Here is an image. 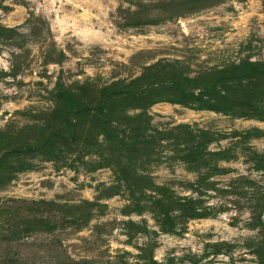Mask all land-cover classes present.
<instances>
[{
  "label": "rangeland",
  "instance_id": "1",
  "mask_svg": "<svg viewBox=\"0 0 264 264\" xmlns=\"http://www.w3.org/2000/svg\"><path fill=\"white\" fill-rule=\"evenodd\" d=\"M247 61L264 0H0V264H264V119L171 85Z\"/></svg>",
  "mask_w": 264,
  "mask_h": 264
},
{
  "label": "trees",
  "instance_id": "2",
  "mask_svg": "<svg viewBox=\"0 0 264 264\" xmlns=\"http://www.w3.org/2000/svg\"><path fill=\"white\" fill-rule=\"evenodd\" d=\"M232 80V81H231ZM234 80V81H233ZM264 80V62L256 61V62H243L239 66L224 69L223 71H220L217 75L212 76L206 83L203 90H200L199 94L195 96L194 94L187 93L183 90V81L184 78L181 79V82L178 80L172 78L171 79V85L172 89L175 92L176 95L179 96V98H175L173 101L183 102L187 105L194 103V101H197L199 99L200 95H212V94H219L221 101L222 100H228L230 101V98L221 94L218 89H216L217 85L222 84L223 86L229 82H236L235 85H232L231 91L237 90L240 94L244 95H250L251 97L248 99L250 103H248L247 107H240V111L243 109V115L245 116H252L255 115L259 118L264 119V109L262 103L264 102V90H259L258 87L261 83V81ZM185 81H191L188 79H185ZM123 88H112V89H105L102 90V94H105L106 99L118 97V96H125L127 94H135V93H144L145 89H141L138 86H135V88L128 89V87ZM256 90V92H255ZM257 93V94H256ZM66 100L72 104L76 103L77 105L80 104L81 98L76 97L73 94H65ZM83 103V102H82ZM198 107H202V105L199 103ZM228 109H233V107H230ZM102 113L104 110H102ZM174 201L171 196H168L163 193L162 199L154 200V203L160 207L161 212L164 214V216H167L169 213V206L170 203ZM193 212L190 214L192 217H196L199 215H202L201 212L196 211L194 207L191 208ZM195 209V210H194Z\"/></svg>",
  "mask_w": 264,
  "mask_h": 264
}]
</instances>
